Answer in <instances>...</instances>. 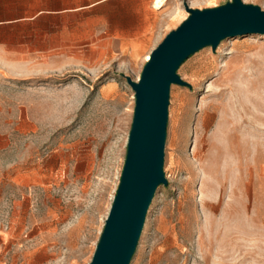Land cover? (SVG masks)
Wrapping results in <instances>:
<instances>
[{
    "label": "rangeland",
    "instance_id": "374dc122",
    "mask_svg": "<svg viewBox=\"0 0 264 264\" xmlns=\"http://www.w3.org/2000/svg\"><path fill=\"white\" fill-rule=\"evenodd\" d=\"M26 1L42 5L0 60V264H90L126 155V77L184 4L231 0ZM177 75L189 87L170 88L167 185L130 264H264V34L201 49Z\"/></svg>",
    "mask_w": 264,
    "mask_h": 264
},
{
    "label": "water",
    "instance_id": "95a60500",
    "mask_svg": "<svg viewBox=\"0 0 264 264\" xmlns=\"http://www.w3.org/2000/svg\"><path fill=\"white\" fill-rule=\"evenodd\" d=\"M188 14L150 53L137 81L126 77L134 93L133 118L119 184L90 264H130L149 206L163 172L171 85L186 86L177 75L191 55L227 38L264 34V10L231 0L203 10L184 4Z\"/></svg>",
    "mask_w": 264,
    "mask_h": 264
},
{
    "label": "crops",
    "instance_id": "0c3cea01",
    "mask_svg": "<svg viewBox=\"0 0 264 264\" xmlns=\"http://www.w3.org/2000/svg\"><path fill=\"white\" fill-rule=\"evenodd\" d=\"M41 5V3L27 4L26 0H0V60H8V56L14 51L10 41L16 40L18 35L12 34V28L35 14V10L27 11V7ZM47 13L52 11L49 10Z\"/></svg>",
    "mask_w": 264,
    "mask_h": 264
},
{
    "label": "bare ground",
    "instance_id": "6f19581e",
    "mask_svg": "<svg viewBox=\"0 0 264 264\" xmlns=\"http://www.w3.org/2000/svg\"><path fill=\"white\" fill-rule=\"evenodd\" d=\"M155 3H156L155 5L158 7V0H156V2H155ZM148 60H149V58H148ZM196 77H197V76H196Z\"/></svg>",
    "mask_w": 264,
    "mask_h": 264
}]
</instances>
